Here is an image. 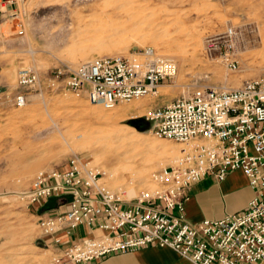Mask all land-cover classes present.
Returning a JSON list of instances; mask_svg holds the SVG:
<instances>
[{
	"label": "built area",
	"instance_id": "2783aa9c",
	"mask_svg": "<svg viewBox=\"0 0 264 264\" xmlns=\"http://www.w3.org/2000/svg\"><path fill=\"white\" fill-rule=\"evenodd\" d=\"M25 1L0 0V26ZM236 39L235 28L228 26L223 39L212 37L208 44L232 69L238 66L230 54ZM177 71L174 59L148 47L136 57L105 55L66 71L55 69L51 84L112 108L156 94ZM37 84L36 70H21L14 105L25 106L24 89ZM142 119L144 132L186 145L174 162L153 174L152 188L122 196L107 185L101 170L73 155L62 167L40 171L23 193L31 205L52 198L67 202L63 210L39 216L45 234L57 244L67 228L86 224L98 231L61 246L47 264L97 262L152 244L171 247L194 264H264V74L236 88L198 87L189 96L148 109ZM233 170H242L256 189L247 207L221 218L190 221L186 204L191 188L208 174L223 180Z\"/></svg>",
	"mask_w": 264,
	"mask_h": 264
},
{
	"label": "rangeland",
	"instance_id": "374dc122",
	"mask_svg": "<svg viewBox=\"0 0 264 264\" xmlns=\"http://www.w3.org/2000/svg\"><path fill=\"white\" fill-rule=\"evenodd\" d=\"M127 1L26 0L17 13L0 26V86H13V100L19 90L21 70H36L40 77V84L24 89L25 106L18 107L12 101L9 108L0 112V120H4L0 124V226L2 220L10 219L25 228L17 238L0 237V264H11L6 261H11L13 255V261H21V264H47L55 253L53 243L47 238L52 235L45 234L39 216L63 210L62 201L52 198L37 206L23 197L40 171L62 167L73 155L90 161L101 171L103 166L111 170L116 165V160H110L112 155L106 150L94 156L90 149H80L66 142L61 132L77 128L73 123L81 125L74 133L97 129L104 126L94 118L97 107L114 109L119 104L134 102L135 105H130L119 116L117 123L144 132L147 123L142 118L150 108L189 96L198 87L236 88L247 79L264 74V68H259L264 57V0H132L139 4V10L150 23L165 25L169 32L185 29L179 34L183 45L189 47L187 52L172 54L178 64L176 75L163 82L156 94L119 102L114 108L92 103L86 96H77L60 84L52 85L51 75L55 69L66 71L83 60L100 57L93 50L86 57L71 61L75 42L83 41L87 35H90L89 41L109 40L113 53L106 55L136 57L139 49L148 47L157 52L153 42L160 41L158 36L131 22L123 12L131 4ZM228 26H233L237 32L234 49L230 50L238 64L236 69L227 66L219 51H211L208 46L212 37L223 39ZM191 32L201 34L192 38ZM145 133L151 140L186 147ZM126 149L133 157V169L141 168L145 164L144 154L141 155L137 147ZM168 164L153 168L149 181ZM132 170L118 168L117 179L105 174L104 180L125 197L139 195L153 186L152 181L149 188L129 182L126 172ZM50 201L52 203L47 205Z\"/></svg>",
	"mask_w": 264,
	"mask_h": 264
},
{
	"label": "bare ground",
	"instance_id": "6f19581e",
	"mask_svg": "<svg viewBox=\"0 0 264 264\" xmlns=\"http://www.w3.org/2000/svg\"><path fill=\"white\" fill-rule=\"evenodd\" d=\"M118 1L119 0H107V2ZM126 3L131 4L127 6L126 9L123 10V12L126 14V16H128L131 22L139 25L141 28H148L158 36V39L160 41L153 42L155 45H157L158 50L156 53L158 55L175 59L172 57V54H180L185 51L187 52L189 47L187 48L185 45H183V39L180 38L181 34H179L181 33V31L185 32V29L169 32L165 25L160 26L154 23H150L147 18H144L143 12L139 10L138 3L134 4L132 0H128ZM148 33L151 32L148 31ZM200 34L191 32L190 37L197 38ZM89 37L90 35H87L84 37L83 41L78 40L75 42L76 48L71 52V61L76 62L77 59L86 57L88 52L90 53L93 50L97 51L100 56L103 54L106 55L109 53H113L111 51V44L109 43L108 39H101L99 42H97L96 40L89 41ZM197 41L200 42L199 40ZM259 68H264V57L263 61L261 60V63L259 64ZM130 105L133 106L135 105V103L133 102L131 104H119L115 108L113 107L114 109H104L101 107H97L95 109L96 115H94V118H96L97 121L103 123L104 126H99L97 129L91 128V131L88 132L77 131L76 133H74L73 131L80 130V128L78 127L81 126L76 122L73 124H75V126H78L77 128H73L72 130L67 129L61 133L65 137L66 142L69 141L71 143H74V145L76 147H80V149H90L93 152L94 156V153L98 151H108L112 155L110 160L115 159L116 165L113 166L111 170H108L106 166H103L102 171L104 174L114 178H116L115 174L118 171V168L132 170L134 167L132 164L133 157L128 154L129 150H127L126 148L128 146L139 148L140 151L138 152L141 155L144 154L143 156L145 157V164L139 169H133L130 173L126 172L127 174H124L127 175L126 177L127 179H129V182L134 183L135 185L139 184L142 187L149 188V186L151 187V181H149V178L153 168L155 169L156 167H159L163 164L174 162L184 148H182V146L180 145H175L168 142L161 143L153 139L151 140L149 139V137L144 136L146 134L145 132H140L139 130L136 131L130 125H120L119 123H117L119 120V116L123 115V113L130 108ZM152 156H155L156 158ZM150 167L152 168L150 169ZM1 224L0 237L4 236L7 239H14L25 232L24 226H21V224L16 221L11 222L10 219H4L2 220ZM13 258L14 255L13 257H11V261L9 259L6 262L21 264V261L20 263L19 261H13ZM2 262L3 261H1V263Z\"/></svg>",
	"mask_w": 264,
	"mask_h": 264
},
{
	"label": "crops",
	"instance_id": "0c3cea01",
	"mask_svg": "<svg viewBox=\"0 0 264 264\" xmlns=\"http://www.w3.org/2000/svg\"><path fill=\"white\" fill-rule=\"evenodd\" d=\"M13 86H0V112L12 105ZM4 120H0V124ZM256 195V189L249 184L248 178L242 170H233L223 180L208 174L197 182L190 192V199L186 204V216L192 222L204 218H221L226 214H233L244 210L249 201ZM66 201L61 202L66 207ZM60 204V205H61ZM98 231L86 224L75 228H67L59 233L60 243L55 237H47L53 243L52 250L58 251L61 246L74 242L80 238L91 236ZM85 264H194L188 258L178 254L171 247L148 245L128 252L115 253L97 262Z\"/></svg>",
	"mask_w": 264,
	"mask_h": 264
},
{
	"label": "trees",
	"instance_id": "16d2710c",
	"mask_svg": "<svg viewBox=\"0 0 264 264\" xmlns=\"http://www.w3.org/2000/svg\"><path fill=\"white\" fill-rule=\"evenodd\" d=\"M52 203V201H50L47 205H50Z\"/></svg>",
	"mask_w": 264,
	"mask_h": 264
},
{
	"label": "water",
	"instance_id": "95a60500",
	"mask_svg": "<svg viewBox=\"0 0 264 264\" xmlns=\"http://www.w3.org/2000/svg\"><path fill=\"white\" fill-rule=\"evenodd\" d=\"M143 120V119H142ZM144 121V120H143Z\"/></svg>",
	"mask_w": 264,
	"mask_h": 264
}]
</instances>
